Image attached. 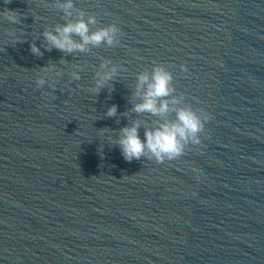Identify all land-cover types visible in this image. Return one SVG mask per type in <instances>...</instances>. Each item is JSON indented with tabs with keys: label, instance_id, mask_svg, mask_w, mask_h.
Listing matches in <instances>:
<instances>
[{
	"label": "water",
	"instance_id": "95a60500",
	"mask_svg": "<svg viewBox=\"0 0 264 264\" xmlns=\"http://www.w3.org/2000/svg\"><path fill=\"white\" fill-rule=\"evenodd\" d=\"M54 2L0 0V264H264V0H74L121 42L73 54L42 46ZM101 58L120 71L95 96ZM154 63L207 123L175 160L128 162L101 129Z\"/></svg>",
	"mask_w": 264,
	"mask_h": 264
},
{
	"label": "clouds",
	"instance_id": "9594fccd",
	"mask_svg": "<svg viewBox=\"0 0 264 264\" xmlns=\"http://www.w3.org/2000/svg\"><path fill=\"white\" fill-rule=\"evenodd\" d=\"M51 7L63 13L62 19L65 22L44 28L42 46L46 51L57 49L65 54L88 53L93 48L101 46L111 48L120 44L121 29L116 23L97 27L92 31L91 26L97 25L95 15L78 8L74 0H55ZM5 19L10 23H19L18 18L13 15H8ZM30 51L36 57H42L44 54L34 41L30 45ZM65 62L67 61L63 58L60 60L61 64ZM54 67L49 62L39 69L35 80L37 89L53 79L49 73ZM73 68L74 70L70 72L71 79L81 80L80 71L83 69L79 65H74ZM180 68L182 71L187 70L184 65H180ZM119 71V66L111 59L101 58L93 77L94 87L90 91L95 96L104 88H108L111 92L112 82ZM54 75L61 77L63 71H55ZM172 82L173 74L163 64L154 63L150 71L145 68L136 76L135 89L129 99L132 106L121 114L128 118V124L118 130L107 127L101 129L115 133L112 145L119 146L126 161L131 162L133 159L146 157L161 164L165 160L172 161L181 157L189 145L201 143L200 137L205 129L207 117L191 105L185 104L183 94H175L176 89ZM49 86L52 89L56 88L55 83ZM145 114L147 118H141ZM105 116H117V105H111ZM119 122L117 117L116 123ZM141 127L144 128L143 140L139 135Z\"/></svg>",
	"mask_w": 264,
	"mask_h": 264
}]
</instances>
